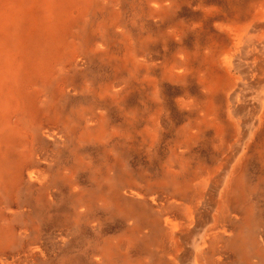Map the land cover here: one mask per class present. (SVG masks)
I'll return each mask as SVG.
<instances>
[{
  "label": "rangeland",
  "instance_id": "rangeland-1",
  "mask_svg": "<svg viewBox=\"0 0 264 264\" xmlns=\"http://www.w3.org/2000/svg\"><path fill=\"white\" fill-rule=\"evenodd\" d=\"M67 1L0 43V264H264V0Z\"/></svg>",
  "mask_w": 264,
  "mask_h": 264
},
{
  "label": "bare ground",
  "instance_id": "bare-ground-1",
  "mask_svg": "<svg viewBox=\"0 0 264 264\" xmlns=\"http://www.w3.org/2000/svg\"><path fill=\"white\" fill-rule=\"evenodd\" d=\"M51 2L52 1H48V0H0V22L6 25L4 26L5 28H2L0 30L1 45L9 43L7 41L9 34L6 31V28L9 27L10 25L17 24L19 31H22L23 29L25 31V34L23 35L24 39H22V44L20 47L21 57L25 53V56H24L25 61L27 62L32 61L31 56H33V54L30 49H32V47L33 49H36V50L40 48V44L42 45L43 42H39V39H41L44 33H49L50 34L49 37L55 36L57 32L55 30L58 28L57 26L58 19L55 16H53V13L56 12V9L58 10V6H65L69 1L62 0L60 1L58 5L53 4ZM262 6L264 7V5ZM41 11H44L45 14H47L46 18L44 17L41 18V16L38 14L39 12L41 13ZM18 19H20L19 23L17 22ZM24 19H25V25H23ZM255 26L256 24L253 26V28H251L250 24L248 26L245 25L243 26L240 34L235 35L237 39L240 38L239 39L240 41H244L246 50L252 47L250 50H248L247 53H250V52L253 53L254 49L256 51L255 53L252 54L254 56H252L251 66L254 65V67L249 68L246 71H242L241 78L239 77L238 78L239 81L238 82L236 81L237 91L240 88L239 92L241 91L243 92L244 88L250 84L252 79L258 78L260 75H264V50L262 51L260 48L257 50V47H255V42L253 40L254 38L251 35V29H254ZM263 26L264 24H262L261 28H263ZM38 64H39L38 66H34L33 68H31L32 70L30 71H27L26 67L22 65L19 68L20 75L16 76L17 79L19 77L21 78L25 77L28 79L30 77L29 72L32 75H34V71H39L41 69V63L39 61H38ZM229 84L231 85L232 82L230 81ZM234 86L235 85H233L232 87ZM237 100H240L239 94L237 96ZM260 101L262 102L261 107H264V97L261 98ZM247 103L248 102H246V105H248Z\"/></svg>",
  "mask_w": 264,
  "mask_h": 264
}]
</instances>
